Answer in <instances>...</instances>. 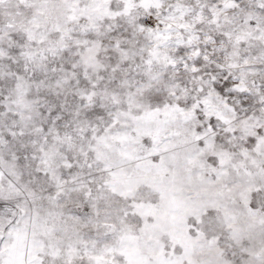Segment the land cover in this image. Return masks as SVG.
<instances>
[{"label": "snow or ice", "instance_id": "6c2138e0", "mask_svg": "<svg viewBox=\"0 0 264 264\" xmlns=\"http://www.w3.org/2000/svg\"><path fill=\"white\" fill-rule=\"evenodd\" d=\"M0 264H264V0H0Z\"/></svg>", "mask_w": 264, "mask_h": 264}]
</instances>
